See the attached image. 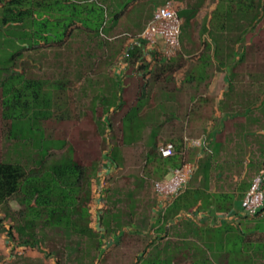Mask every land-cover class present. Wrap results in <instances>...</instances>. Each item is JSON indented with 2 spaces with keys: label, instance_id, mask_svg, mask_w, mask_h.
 I'll list each match as a JSON object with an SVG mask.
<instances>
[{
  "label": "crops",
  "instance_id": "0c3cea01",
  "mask_svg": "<svg viewBox=\"0 0 264 264\" xmlns=\"http://www.w3.org/2000/svg\"><path fill=\"white\" fill-rule=\"evenodd\" d=\"M172 1L178 5L183 20L180 51L171 66L176 68L172 73L174 81L169 82V72H165L159 86L147 83L128 86L129 78L135 79L141 74L133 72L118 52L109 63L102 61L109 53L103 50L99 51V64L105 70L101 73L115 79L116 86H46L49 91L46 119L40 122L41 125L45 123V129L33 128L31 121H10L0 116L1 125H10L6 131H0V150L5 157L22 156V147L7 139L8 135L19 131L27 134L28 140L33 139L34 133L44 130L46 140H54L56 135L67 141L95 140L86 135L98 134L99 140L109 142L110 149L118 147L115 153L119 164L113 166L104 160L93 186L90 226L104 237V246L95 264H135L136 254L138 257L145 248L148 251L167 247L213 248L214 252H218L215 248H224L225 253L226 248H231L228 245L230 232H236L246 246L248 238L256 241V237L264 233V207L254 218L234 215V208L253 176L264 174V101L256 99V86H243L249 80L247 59L250 54L246 50L254 44V39L246 41V38L258 22L254 15L251 21L244 13H239L240 9L255 8L256 0ZM97 2L115 5L114 0ZM231 6L238 13L231 17L224 15ZM223 25L226 27L221 30ZM230 34L242 35L236 44L235 60L221 70L215 69L209 86L191 99L192 88L184 84L196 61L202 59L200 53L207 48V59L209 57L214 67L215 39ZM129 43L131 40L127 38L123 41V45ZM48 49L44 55L46 67L50 68ZM36 53L43 54L42 51ZM134 110L140 118L157 114L158 127L154 133L147 122L138 138L125 141V132L119 127ZM87 122L104 126V129L81 128ZM25 123L29 124L26 130L21 127ZM185 137L201 138L204 146L187 149L185 159L195 162L196 169L187 189L178 198V210L167 217L173 202L160 212L153 182L166 172L170 173L172 167L159 165L155 160V148L162 142L180 145ZM112 141L115 143H110ZM68 148L58 153L64 155ZM228 204H231L229 211L219 208ZM216 212L231 214L219 218ZM193 213L202 216H187ZM105 220L112 228L106 238L102 226ZM3 231L0 229V264L11 258L10 251L21 249L7 240ZM248 248L252 249H242L243 252H250L255 264H264V243L254 242ZM222 262L215 264H230L228 260Z\"/></svg>",
  "mask_w": 264,
  "mask_h": 264
},
{
  "label": "rangeland",
  "instance_id": "374dc122",
  "mask_svg": "<svg viewBox=\"0 0 264 264\" xmlns=\"http://www.w3.org/2000/svg\"><path fill=\"white\" fill-rule=\"evenodd\" d=\"M115 5H108L97 0H27L20 5L10 6L7 0H0V83L4 81L3 86H0V93L4 89L8 92L11 88H18L26 92H36L39 94V102L49 101V91L46 86L39 88V86H32L27 89L26 86H10L17 84L19 81L26 79H44L47 81V86H116L115 79L101 73L105 71L102 65L99 64V51H109L108 58L102 61L109 63L117 53V48L122 42L128 38L138 34L150 17L153 15L155 9L163 3L164 0H114ZM256 0L255 8H249L245 11L240 9V14H245L246 18L258 22L254 29L247 35V40L254 39V44L247 47V54L249 58L248 77L249 80L243 86H256L258 88L256 99L264 101V0ZM13 8L14 11L29 10L30 14L17 15L7 12V9ZM246 12V13H245ZM231 14V13H230ZM116 37V38H114ZM49 44L45 48L41 47L32 50L35 45ZM107 46L109 50L103 47ZM61 45V46H59ZM49 50V63L52 66L46 67L45 49ZM236 55V54H235ZM15 58L17 60H15ZM37 63V64H36ZM161 69H156L147 79L148 86H159L162 80L159 79ZM214 68L207 63L206 56L196 61L195 66L189 73L187 82L184 86H190L193 93L191 99H194L198 94L204 90L205 86H209V82L213 76ZM128 86H137L135 79L129 78L127 80ZM236 86V85H234ZM196 91V92H195ZM11 95V94H10ZM1 96V94H0ZM15 113L20 112L21 108L14 109ZM39 122V121H38ZM31 121L33 128L45 129V123L41 125L40 122ZM147 122L151 124L154 133L158 127L157 114H150L140 118L134 110L133 114L124 119L120 128L125 132V141L138 138L142 131V126ZM9 127V126H7ZM7 127L0 124V131ZM24 130L29 127V124H22ZM94 127L95 129H104V126L90 125L88 122L81 126V128ZM74 135V138H77ZM95 140L89 141H72L79 142L76 147L78 152L69 153L72 158L84 159L89 156L95 149L100 147L107 150L109 142H102L99 140L98 134L86 135ZM2 134L0 133V139ZM32 138L35 140V148L45 151L51 142L46 140V132L34 133ZM54 144L56 146L62 145V136L56 135ZM114 144L115 142H110ZM1 145V143H0ZM35 151L34 154L36 153ZM86 149L90 153H86ZM108 151V150H107ZM28 152L23 148L22 156ZM4 158V153L1 152ZM44 153V152H43ZM91 156V155H90ZM64 157L60 153L48 160L57 161ZM106 160V159H105ZM96 177L92 180V190ZM94 195V194H93ZM11 210L19 209V204L15 200H11L8 205ZM3 212V211H2ZM11 220L0 215V229L4 230V235L7 240H11L15 245L16 242L11 237ZM46 245L52 248H63L64 238L61 233H55L52 230L46 232ZM228 245L231 248L229 256L230 264H255L252 256L247 252L239 253L242 245L246 246L236 232H230L228 235ZM21 249L19 251H10V259L3 260V264H23L26 260L42 261L47 260L54 262L53 258H46L45 255L38 251L36 247H31L28 244L18 245ZM249 247V244L246 246ZM247 248H243L248 250ZM155 248H151L149 255L152 258L155 253ZM170 253V249L166 251ZM138 256H142L139 252ZM170 258V254L167 256ZM2 260V254L0 253ZM138 258L137 254L135 259ZM224 259L219 252L211 251L208 259L204 260L201 257L195 259L197 264H215L223 263ZM163 264H171L170 259L163 262Z\"/></svg>",
  "mask_w": 264,
  "mask_h": 264
},
{
  "label": "trees",
  "instance_id": "16d2710c",
  "mask_svg": "<svg viewBox=\"0 0 264 264\" xmlns=\"http://www.w3.org/2000/svg\"><path fill=\"white\" fill-rule=\"evenodd\" d=\"M26 1L7 0V4L14 7L15 5L22 6ZM7 12L26 15L27 17L30 14L29 10L14 11L13 8L7 9ZM237 13L238 10L231 6L224 15L231 17ZM225 27L223 25L220 29L222 30ZM230 30L232 31V28ZM241 37L242 35L239 37L230 34L222 39H215L214 54L216 64H214V70H221L235 60L236 44ZM127 39L131 40V43L123 45L122 42L117 48V52L123 59L127 60L133 72L141 74L140 77L135 78L137 86H143L144 83H147V79L155 73L156 69H161L159 79H163V73L169 72L168 81H174L172 73L176 68L171 66L175 57L164 60L158 52H155L152 55V60L149 61L145 57L144 45L139 41H134V37L131 39L128 36ZM45 46L51 47V45L46 43L35 45L32 50H38L41 47L45 48ZM103 47L109 50L105 44H103ZM200 56H206L207 58V48L200 53ZM15 60L17 59L15 58ZM210 62L211 60L208 57L207 63L210 64ZM3 83L4 81L0 83V86H3ZM10 86H26L27 89L29 86L42 88L47 86V81L32 78L21 80L19 83L11 84ZM2 90L0 93V116L2 115L10 121L16 119L18 121L25 120L26 122L34 120L42 122L46 119L48 102H39V94L36 92L30 93L18 88H11L8 92L4 89ZM198 96L199 94L196 97ZM18 108H21L20 112L15 113L14 109ZM7 126L10 125L6 124ZM26 137L27 134L20 131L7 136L8 140L16 141L17 146L30 151L25 156L20 158L6 156L3 158L0 153V215L4 214L13 223L10 226L11 237L16 244H28L31 247H36L46 258H53L54 262L26 260L23 264H68V262L70 264H95L99 258V251L104 246V237L90 226V204L93 200L92 180L96 177L98 171L101 170V165L103 166L105 159L113 166L119 164L115 153L118 147L110 149L109 145L107 151L103 150L102 145L101 149L97 147L93 153L86 149V153H90L91 156H85L84 159L80 160L72 158L69 153L78 152L76 147L80 144L79 142L89 140H78L79 142L75 143L63 140L62 145L58 146L54 144L55 139L47 140L51 142V145L45 151H42L35 148L34 139L28 140ZM100 141L101 144L102 142H107V140L103 139ZM170 143L175 148L174 155L167 158L162 157L158 150L159 144H157L155 160L160 166L170 165L174 168L179 166L183 160V142L180 145H176L173 142ZM67 146L69 148L64 157L57 161L48 162L52 156H55L58 151L60 152ZM35 149L36 153L34 154L31 151H35ZM52 149L54 150L53 152ZM166 173L155 180L164 178ZM179 197L180 195L173 201L171 208L167 211V217L178 210ZM11 200L18 202L19 209L14 211L8 207ZM219 208L229 211L231 204L220 206ZM102 226L105 227L106 238L112 231L111 223L105 220ZM48 230L58 234L61 233L64 238L63 248H52L46 245V232ZM248 239L249 245L254 242L264 243V233L259 234L256 237V241H253L252 237ZM169 249L170 253H166ZM215 249H217L224 260L229 261L231 250L226 249V252L223 253L224 248ZM242 249L240 248L239 250L241 255L242 253L244 254ZM247 249L250 250L252 248ZM212 250L213 248H155V253L150 258L151 250L148 251L145 248L142 256L136 258L135 264H163L169 259L171 264H197L195 259L197 260L198 257H201L207 260ZM168 254H170V258L167 257ZM247 254L252 256L250 252Z\"/></svg>",
  "mask_w": 264,
  "mask_h": 264
},
{
  "label": "built area",
  "instance_id": "2783aa9c",
  "mask_svg": "<svg viewBox=\"0 0 264 264\" xmlns=\"http://www.w3.org/2000/svg\"><path fill=\"white\" fill-rule=\"evenodd\" d=\"M183 20L178 13L176 2L169 0L159 5L145 28L134 37V41H139L144 45L145 57L152 60V55L158 52L164 60L177 56L180 51V36ZM204 146L201 138L185 137L183 140V160L177 167L171 169L168 176L154 180L153 186L158 197V207L160 212H164L167 205L172 203L188 186V181L194 170L196 163L185 159V153L190 147ZM162 157L167 158L175 153L172 143H160L158 146ZM264 174L257 173L253 176L248 189L238 206L234 208V215L254 218L264 207ZM216 217H228L230 212H216ZM197 214H187L188 217L196 218ZM198 217L202 215H197Z\"/></svg>",
  "mask_w": 264,
  "mask_h": 264
}]
</instances>
